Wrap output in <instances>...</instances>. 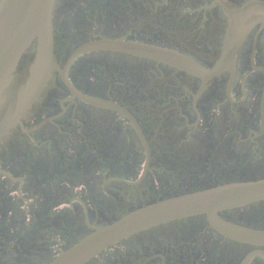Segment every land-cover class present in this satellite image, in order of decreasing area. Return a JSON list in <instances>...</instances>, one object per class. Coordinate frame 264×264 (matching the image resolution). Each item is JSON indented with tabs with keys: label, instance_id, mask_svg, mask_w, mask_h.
Segmentation results:
<instances>
[{
	"label": "flooded vegetation",
	"instance_id": "1",
	"mask_svg": "<svg viewBox=\"0 0 264 264\" xmlns=\"http://www.w3.org/2000/svg\"><path fill=\"white\" fill-rule=\"evenodd\" d=\"M51 24L56 68L0 141V264H52L142 208L264 182V0H55ZM219 196L83 264H264V199Z\"/></svg>",
	"mask_w": 264,
	"mask_h": 264
},
{
	"label": "water",
	"instance_id": "2",
	"mask_svg": "<svg viewBox=\"0 0 264 264\" xmlns=\"http://www.w3.org/2000/svg\"><path fill=\"white\" fill-rule=\"evenodd\" d=\"M55 0H3L0 4V141L28 110L45 87L56 62L52 49V8ZM36 41L33 62L19 73L20 58ZM211 207L228 206L264 199V182L247 184L224 195L219 189L196 197H183L142 208L123 216L115 224L97 228L79 244L63 253L52 264H83L112 242L137 230L194 214Z\"/></svg>",
	"mask_w": 264,
	"mask_h": 264
}]
</instances>
